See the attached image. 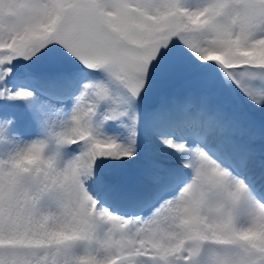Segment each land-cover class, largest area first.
I'll use <instances>...</instances> for the list:
<instances>
[{
    "label": "snow or ice",
    "instance_id": "6c2138e0",
    "mask_svg": "<svg viewBox=\"0 0 264 264\" xmlns=\"http://www.w3.org/2000/svg\"><path fill=\"white\" fill-rule=\"evenodd\" d=\"M0 264H264V0H0Z\"/></svg>",
    "mask_w": 264,
    "mask_h": 264
}]
</instances>
